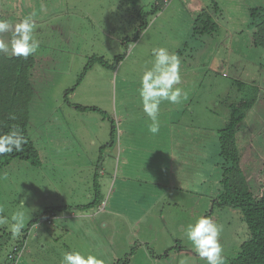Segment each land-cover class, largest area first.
I'll use <instances>...</instances> for the list:
<instances>
[{
  "label": "rangeland",
  "instance_id": "374dc122",
  "mask_svg": "<svg viewBox=\"0 0 264 264\" xmlns=\"http://www.w3.org/2000/svg\"><path fill=\"white\" fill-rule=\"evenodd\" d=\"M214 2L220 7L217 30L193 36L194 18ZM155 5L159 9L152 12ZM262 5L264 0H0V18L12 23L36 12L40 48L31 70L36 133L30 137L43 154L60 147L64 158L54 154L55 171L52 160L43 167L14 159L2 168L0 264L22 242L16 264H60L62 253L74 250L92 252L105 264H205L182 230L201 215L222 227V255L230 264L250 235L239 208L216 202L219 131L233 104L254 97L239 125L237 148L247 182L259 194L264 52L252 43L249 8ZM123 39L129 40L125 46ZM157 47L179 56L182 79L176 87L187 99L161 103L160 131L153 135L138 90ZM95 56L108 66L94 62L84 71ZM44 113L51 121H44ZM111 119L115 141L106 145ZM96 171L100 202L80 209L94 199ZM52 172L48 180L60 195L43 189L45 174ZM58 205L70 209L48 217L53 223L32 222ZM17 211L24 213V227L13 235L10 217Z\"/></svg>",
  "mask_w": 264,
  "mask_h": 264
},
{
  "label": "trees",
  "instance_id": "16d2710c",
  "mask_svg": "<svg viewBox=\"0 0 264 264\" xmlns=\"http://www.w3.org/2000/svg\"><path fill=\"white\" fill-rule=\"evenodd\" d=\"M219 8L218 3L214 2L212 9L203 8L196 15L192 24L193 36L213 34L217 30L218 22L215 14ZM157 9H159V6L155 5L152 12ZM146 25L147 23L144 22L139 27L145 29ZM249 26L252 28L253 45L260 47L264 52V5L249 8ZM136 38L137 36L134 37V40ZM128 42L127 39L122 40L124 46ZM94 62L108 66V63L101 57H90L84 71ZM35 64L36 58L34 55L29 56L27 59L13 57L11 54L0 55V133L8 132L13 127H19L27 138L23 151L0 157V172L5 165L14 159L28 161L32 166H39L42 163L39 150L29 135L31 105L35 90L31 81V70L35 67ZM261 65L264 68V55ZM72 90L73 88L67 89V93ZM254 102V97H251V99L248 98L233 104L227 124L219 131L221 178L220 194L216 202L219 206L239 208L250 235L241 244L239 253L230 259V264H264V183H260L259 194H256L249 186L240 165L237 148L239 125ZM76 107L100 110L96 106L77 104ZM111 122L110 140L106 145H110L115 141V124L112 119ZM99 188L98 172L96 171L93 177L94 199L85 205H78V208H89L99 203ZM66 209H70V206L47 207L32 222L44 218H47V222L48 217L54 216L57 210L64 211ZM25 235L27 236V232ZM14 263H17V261L9 259L4 264Z\"/></svg>",
  "mask_w": 264,
  "mask_h": 264
},
{
  "label": "clouds",
  "instance_id": "9594fccd",
  "mask_svg": "<svg viewBox=\"0 0 264 264\" xmlns=\"http://www.w3.org/2000/svg\"><path fill=\"white\" fill-rule=\"evenodd\" d=\"M40 11H45L43 4ZM35 16L36 12L33 11L15 23L0 18V55L10 53L13 57L27 59L38 51L40 41L35 36ZM152 56L151 67L143 71L140 76L138 91L142 111L151 121L148 131L155 135L160 131L158 117L161 103L167 101L178 105L182 99H187V93L182 88L176 87L182 79L179 56L165 47L153 48ZM26 143L27 138L19 127L0 133V157L23 151ZM10 220L11 232L13 235L19 234L24 227V213L13 212ZM182 230L191 243L192 251L205 264H224L223 247L220 242L223 229L213 218L204 215L195 217ZM24 243L19 245L22 247ZM60 264H105V262L92 252L74 250L63 252ZM180 264H186V262L181 260Z\"/></svg>",
  "mask_w": 264,
  "mask_h": 264
},
{
  "label": "crops",
  "instance_id": "0c3cea01",
  "mask_svg": "<svg viewBox=\"0 0 264 264\" xmlns=\"http://www.w3.org/2000/svg\"><path fill=\"white\" fill-rule=\"evenodd\" d=\"M37 34V33H36ZM7 54H10V53H7ZM36 65V64H35ZM34 87V86H33ZM34 96H35V90H34ZM34 99V98H33ZM32 105H33V102H32ZM32 105H31V109H32ZM42 118L44 119V121H51V118L48 116V114L46 113H44L43 115H42ZM36 126L35 125H32V121H31V117H30V125H29V135L31 136V137H33L32 136V134H34V133H36ZM55 140H56V138H55ZM36 145V147H37V149H38V146H37V144H35ZM39 150V149H38ZM45 152H46V154H43L42 153V150H39V154H40V157H41V159H42V166L44 167L45 166V164H46V161L45 160H52L53 161V167H54V170L53 171H55V170H57V166H56V157H55V155L54 154H58V156L57 157H59L60 159H64L63 158V155L60 153V147H59V149L58 148H54V147H50V149H46L45 150ZM59 152V153H58ZM42 153V154H41ZM58 173V172H57ZM55 173H49V174H45V176L47 177L46 179V181H47V183H48V185H46V184H43V181L42 182H39V183H42L43 184V189H45L46 187V193L48 194L49 193V190L51 189V192L52 193H56V194H58V195H60V188L59 187H54V184L53 185H51L50 184V182H49V177L48 176H50V175H54ZM31 178H33L32 179V181H35L34 179H36V178H34V177H31ZM37 180V179H36ZM55 216V215H54ZM53 216V217H54ZM50 217H52V216H50ZM54 221V220H53ZM53 221H52V223H53Z\"/></svg>",
  "mask_w": 264,
  "mask_h": 264
},
{
  "label": "built area",
  "instance_id": "2783aa9c",
  "mask_svg": "<svg viewBox=\"0 0 264 264\" xmlns=\"http://www.w3.org/2000/svg\"><path fill=\"white\" fill-rule=\"evenodd\" d=\"M48 222L50 223V220H48ZM21 251H22L21 245H15L13 248V251L11 253H9V259L14 260L15 256H20ZM14 264H16V263H14Z\"/></svg>",
  "mask_w": 264,
  "mask_h": 264
}]
</instances>
